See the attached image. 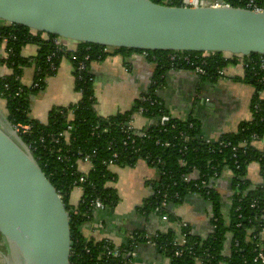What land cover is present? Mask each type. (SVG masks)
Wrapping results in <instances>:
<instances>
[{"label": "trees", "instance_id": "16d2710c", "mask_svg": "<svg viewBox=\"0 0 264 264\" xmlns=\"http://www.w3.org/2000/svg\"><path fill=\"white\" fill-rule=\"evenodd\" d=\"M150 1L174 7L183 5L181 0ZM228 1L233 7L242 6L238 0ZM55 38L57 37L34 32L23 26L6 25L0 22V46L4 44V57L0 59V64L10 71L8 75L0 77V98L5 101L6 117L9 123L14 127H29L27 132L22 133L20 130L18 135L29 148L46 178L61 196L69 213L73 242L69 264H96L99 258L105 263L116 264V260H106L105 255L102 254L103 241L96 242L83 234L94 211L91 204L96 199L102 200L109 209L118 204L116 192L106 186L108 182L114 181V175L104 162L109 157L110 140L116 142V147L121 152L117 166L133 167L138 158L144 159L146 156L161 159L163 162L159 179L151 184L152 195L144 201L140 209L144 214H155L163 194H167L169 208L176 207L187 196L194 193L211 204V213L217 219L211 234L202 241V245H199L200 237L189 235L188 241L192 246L193 254L185 253L181 258L173 259L171 264H195V257L200 259L201 264H256L253 262L254 247L250 231L252 230L253 234L260 238L264 230V185H252L246 178V172L251 163H257L263 177L261 170L264 168V149L257 150L247 145L243 150L239 148V144H249L252 136L264 137V99H259L264 86L257 83L250 71H245L243 80L254 87L250 102L252 119L241 122L236 132L223 134L217 142L206 143L202 140L196 120L189 119L182 122L175 119L174 124L177 130L187 132L190 137L184 154L178 152V148L182 146L181 142H176L177 146L171 149L156 146L157 138L168 139L171 133L160 134L153 127L147 132L150 138L136 135L134 145L122 147L121 141L124 135L118 126L119 123L126 121L131 114L138 112L141 108L146 110L144 116L154 121L157 116L169 113L155 91L161 84L160 79L168 70L188 69V67L171 62L168 55L173 52L110 49L82 43H74V48L64 47L58 50L53 43ZM27 45H34L38 49L37 55L32 59L22 56V49ZM132 53H145L146 59L156 66L152 86L146 94H143L156 103L151 106L138 99L128 111L103 119L95 108L96 97L90 65L116 55L126 58ZM52 54L54 55L51 63L55 68L53 71L50 64L46 62L47 56ZM190 55L203 56L204 54L191 53ZM250 57L257 58L258 56L251 55ZM63 59L72 63L74 91L79 93L80 99L75 104L66 107L52 108L46 124L39 123L29 117V97L31 94L44 90L46 79L56 73ZM204 60L208 63L207 74L201 77L211 79L216 77L218 69L235 63L237 59L226 60L222 54H208L204 55ZM79 62L85 65L82 71L77 70ZM31 65L35 67L33 84H37V87H26L20 82L23 68ZM255 105L258 106L257 111L253 108ZM188 123H192L194 128L188 130ZM67 124L72 127L68 141L60 137L58 143H55L51 136L57 137L63 133ZM218 142L226 147L219 146ZM233 147L237 148L236 153L232 152ZM92 151L96 152L92 158L94 169L88 173L87 181L81 185L82 200L74 208L69 205V198L72 185L80 176L76 171L75 163ZM234 154H236L235 157H233ZM180 160H184L186 166H181ZM191 169H196L206 177L211 174L212 169L219 174H222L224 169L229 170L232 175L231 191L233 194L229 197L226 207L222 206L221 197L215 191L210 190V193L206 194V190L209 189L201 186V181L196 182L200 188L197 190L193 188L194 182L186 183L182 180V175ZM206 177L205 180H208ZM166 213H170V220L176 219L171 211L166 210ZM229 237L232 241L227 253L225 246ZM174 238L175 234L170 228L158 232L155 237L157 249L166 257L172 255L173 249L170 244ZM194 243L197 244L193 245ZM2 251L6 253L4 247Z\"/></svg>", "mask_w": 264, "mask_h": 264}, {"label": "water", "instance_id": "95a60500", "mask_svg": "<svg viewBox=\"0 0 264 264\" xmlns=\"http://www.w3.org/2000/svg\"><path fill=\"white\" fill-rule=\"evenodd\" d=\"M0 22L110 49L264 57V12L233 6L0 0ZM0 237L6 250L0 251L3 264H69L73 246L69 213L2 112Z\"/></svg>", "mask_w": 264, "mask_h": 264}, {"label": "crops", "instance_id": "0c3cea01", "mask_svg": "<svg viewBox=\"0 0 264 264\" xmlns=\"http://www.w3.org/2000/svg\"><path fill=\"white\" fill-rule=\"evenodd\" d=\"M195 4L197 0H184ZM74 48V44H70ZM37 47L27 45L22 49L24 58L32 59L37 55ZM4 57V44L0 46V59ZM155 64L139 53L124 58L111 56L90 65L96 97V112L99 116H110L128 111L138 98L146 94L152 86ZM10 71L0 64V77ZM35 67L23 68L20 82L23 86L33 84ZM244 72L236 66L226 68V77L203 78L189 69H171L160 79L155 94L164 108L174 118L185 122L194 119L198 122L199 136L205 142H215L223 134L234 133L239 124L249 121L250 102L254 87L243 80ZM237 78V79H234ZM101 94L112 95L104 100ZM113 94H115L113 96ZM80 99L74 91V68L72 63L63 59L56 73L46 79L43 91L29 97V117L46 124L48 114L54 107H66ZM202 99V100H201ZM0 112L6 116L5 101L0 98ZM149 122L141 115L136 117L135 126L144 130ZM257 150L264 149V140L253 145ZM86 170L85 165L80 166ZM114 181L108 183L118 197V204L112 209L95 211L83 230L88 239L96 242L109 241L117 247L128 245L130 234L134 231L156 234L168 228L158 217L140 211L144 201L152 195L151 184L157 179L156 171L143 161L133 167L114 166L111 169ZM246 178L252 185H264L257 163L247 167ZM215 192L221 197L223 207L228 205L231 196V176L223 172L215 182ZM80 198L78 190L72 191L70 202L76 206ZM211 204L197 195L187 196L173 208L177 218L185 220L194 235L207 238L212 232ZM260 240L264 243V230ZM4 244L0 238V251ZM5 248V247H4ZM3 252V251H2ZM137 264H167L153 249L140 246L136 254ZM0 264H3L0 260Z\"/></svg>", "mask_w": 264, "mask_h": 264}, {"label": "built area", "instance_id": "2783aa9c", "mask_svg": "<svg viewBox=\"0 0 264 264\" xmlns=\"http://www.w3.org/2000/svg\"><path fill=\"white\" fill-rule=\"evenodd\" d=\"M181 2L183 4L190 5V6H209V7L232 6L229 4L228 0H197V3L195 4L185 2L184 0H181ZM238 2L242 5L240 8H243L245 10H249L255 13L264 12V0H238ZM53 43L58 50H62L64 47L70 48L69 47L70 44H74L73 42H69L61 38H55L53 40ZM190 54L191 53L184 54L182 52H173V54L168 55V58L170 59L171 62L175 64L188 67L189 70H191L193 73L199 76L206 75L207 74L206 67L208 66V63L206 60H204V55H208V54H204L203 56H191ZM53 55L54 54L49 55L46 58V62L50 64V68L52 71L55 70L53 64L51 63ZM142 55L146 57L145 53H142ZM250 56L248 57L224 56L226 60L229 58H236L237 60L235 63L228 64L226 67L222 69H218L216 72V77H221V78L226 77V68L228 66H236L240 68V70H242L244 73L247 70L250 71L252 75L256 78L257 83L264 86V57L257 55L258 56L257 58H252ZM84 68H85L84 63L79 62L77 70L82 71L84 70ZM31 86L37 87V84H32ZM138 99L140 100V102L151 105V106H153L156 103V101L144 95H141ZM259 99H264V91H262L259 94ZM253 108L256 111L258 110V106L256 105ZM145 112L146 110L141 108L140 110H138V112L131 114L127 118L126 121L119 123L118 126L121 130V133L124 135V137H122L123 139L121 141V146L127 147L128 145H134L136 135L143 137V138H150L147 132L149 131L151 127H153L160 134L171 133V136L168 139L162 140L160 138H157L155 140L156 146L166 148V149L168 148L171 149L177 146L176 142H181L182 146L178 148V152L184 154L185 151L187 150L186 144L189 142L190 137L189 135H187V132L177 130V127L174 124L175 123L174 120L176 118H174L172 115L167 113V114H162L160 116H157L156 120L154 121L152 118L150 119L144 116ZM138 115L143 116L149 122L148 126L144 130H138L135 126L136 117ZM100 117H102L103 119H107L108 116H100ZM251 119H252V114L249 120ZM12 127L17 131V133H19L20 130L22 133H25L29 130L28 126H25V127L12 126ZM192 128H194V125L192 123H188L187 129L190 130ZM71 130H72V127L67 124L65 127V131L63 133H60L57 137L52 135L51 138H53L55 143H58L60 137H63L64 140L67 142L69 138V132ZM263 140H264V137L257 138V136H252L249 144L240 143L239 148H242L243 150H245L247 145L254 147L253 145L256 142H262ZM217 141L218 140H216L215 142ZM206 143H209V142H206ZM218 144L219 146L226 147V145H223L220 142H218ZM109 150H110L109 157L106 160H104V162L106 163L108 169L110 170L112 167L117 166V162L120 158L121 152L118 151L116 147V142L114 140L109 141ZM236 151H237V148L233 147L232 152L236 153ZM95 154L96 152L92 151L90 154H86L81 159H78L77 162L75 163L76 171L80 174V176L78 177L77 180L74 181L72 185L71 193L74 190H78L80 192V198H79L78 203L82 200V195H83V190H82L81 185L87 181L88 173L94 169L92 158L94 157ZM235 156L236 154L233 155V157ZM138 161H143L144 163H146L148 166H150L156 171L157 179L154 180L152 184L156 182L159 179L160 174H161L160 168L163 166V162L161 161V159H157V158L153 159V158H150L149 156H146L144 159L138 158L136 160V163ZM82 164L87 167L86 170L81 169L80 166ZM180 164L183 167L186 166V162L184 160H180ZM223 172L230 173L229 170L227 169H224ZM261 172L263 174V179H264V168L261 170ZM220 175L221 174H219L214 169H212L211 174L208 177H206L204 174L201 175L196 169H191L190 171L182 175V180L186 183L194 182L193 188H196L197 190H199L200 188H199L198 183L196 182L201 181L200 185L203 186L204 188L209 189V190H206V194H209L210 190L215 191L214 185ZM230 176L232 177L231 174ZM205 177L208 178V180H205ZM108 183L106 185L107 187H108ZM231 194H233V191H231ZM192 195L198 196L197 193H194ZM59 197L61 198L60 195ZM175 197L177 196L175 195ZM78 203L76 204V206L78 205ZM69 205L74 208L76 207L72 205V203L70 202V198H69ZM91 205L93 206V210H94L93 212L109 209L108 207L105 206V203L100 199H96ZM169 206H170V203H168L167 194H163L162 200H160L159 205L156 207L154 216L158 217V219L164 225H168V228L172 229V231L175 234V238L170 244L173 249L172 255L166 257V255L159 252L155 244V237L157 236V233L150 235V234H146L143 232L134 231L130 234L128 245L125 247H117L109 241H103L104 245L102 246L103 248L102 254L105 255V259L110 260V261L116 260V264H137L136 254H137V249L140 246H147L151 249H155L157 253H159V257H162L167 261V264H171L173 259L181 258L185 253L189 255L193 254L192 246L189 245L188 236L191 234L192 235L194 234L192 233L189 224L185 220L175 217V215L173 214V208L172 207L169 208ZM166 210L167 212L168 210L169 212L171 211V213L174 215L176 219L170 220L169 218L170 213H166ZM216 221L217 219L214 218L211 213L212 230L214 228V224ZM250 234H251V242L254 247L253 248V252H254L253 262L256 264H264V243L260 240V238H257V236L253 234L252 230L250 231ZM205 239L206 238H201L199 241V245H202L201 243ZM231 241H232L231 238L228 239L227 245L225 246L227 253L230 250ZM196 244L197 243H194L193 245H196ZM235 245L237 246V242H235ZM194 262L195 264H201V261L200 259H198V257L194 258ZM96 264H108V263H105L103 259L101 260L99 258Z\"/></svg>", "mask_w": 264, "mask_h": 264}, {"label": "rangeland", "instance_id": "374dc122", "mask_svg": "<svg viewBox=\"0 0 264 264\" xmlns=\"http://www.w3.org/2000/svg\"><path fill=\"white\" fill-rule=\"evenodd\" d=\"M65 43H67V42H65ZM114 95H115V94H113V96H114ZM100 96H101V98H102V99H104V100H106V99H107V97H108L109 99H111V98H112V95H107V94H104V95H103V94H101ZM106 96H107V97H106Z\"/></svg>", "mask_w": 264, "mask_h": 264}]
</instances>
